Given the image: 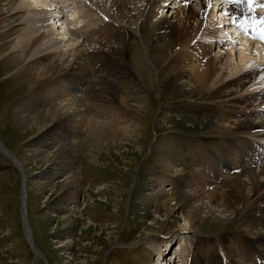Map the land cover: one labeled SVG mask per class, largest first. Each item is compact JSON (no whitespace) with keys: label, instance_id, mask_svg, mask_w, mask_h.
Segmentation results:
<instances>
[{"label":"rangeland","instance_id":"374dc122","mask_svg":"<svg viewBox=\"0 0 264 264\" xmlns=\"http://www.w3.org/2000/svg\"><path fill=\"white\" fill-rule=\"evenodd\" d=\"M75 1L74 5L78 7L81 0L78 3ZM172 1H164L160 13L156 4L154 12L160 17L169 16L175 10V7L170 8L171 11L169 9ZM185 1L179 0L178 3L182 4L178 5L183 7ZM80 4L79 9L83 6ZM196 7L195 4L194 8ZM257 10V15H260V10ZM142 11V15L129 14L118 21L116 29L119 31L113 32L118 31L108 46L106 45L108 48L105 47L106 52L111 54L109 58L98 57L99 61H96L97 58L89 56L81 62L80 69L73 72L70 70L69 75L67 74V77L77 79L74 81L76 85L74 88L79 89L83 85L82 97L84 96L83 103L86 104L84 114L88 117L94 116L95 120L99 121L101 116L106 118L111 115L110 113L116 114L117 108H110V103L114 102L105 101L108 108L100 103L104 100L99 95L91 93L93 83L104 80L112 82L114 86L118 84L123 86L126 81L128 88H125L139 91L135 94L136 102L134 103V100L131 102L133 106L131 117L135 121V127L129 132L134 133L136 138L134 140L129 137L123 142H117L108 151L99 148L98 144L94 143L93 146L88 135L85 136L84 132L78 129L75 135L79 146L76 148L75 156L69 155L62 162L66 164L69 162L68 167L56 165L53 151L60 148V145H57L56 139L50 141L47 138L48 129L55 124L49 125L48 128L41 125L38 129H29V126L21 125L22 117L29 118L39 113L37 105L39 94H35L36 86L30 84L28 76L20 67V62L11 60V53L5 54L4 57L0 50V138L3 145L22 161L27 175L28 224L34 246L43 255L41 258L34 254L23 235L19 209L23 181L21 173L11 159L0 152V264H45L44 260L46 264H158L159 258L166 259L170 255L173 257L174 253L176 257L171 264H187L192 254L198 251H203L205 256L196 261V264H244L240 251H244L245 255L250 248L256 252L264 249L263 245L255 248L245 235L241 234L242 237L237 233V230L246 229L243 226L244 217L233 219L224 225L202 220L189 227L186 223V211L189 207H178L173 201H168L174 207L173 211L167 214L161 208L163 201L159 200L160 192L181 194L184 191L195 195L201 194L202 189L200 190L198 184L184 173L188 170L189 173L197 172L198 167L195 164L197 151L202 147L211 148L218 145L221 137L211 129L212 126H206V123L209 125L213 123L217 110L214 88L211 89L214 83H209V87L210 84L212 86L209 90L193 93L174 87L161 90L158 84L150 89L146 86L148 83L144 59L146 55L166 58L176 51L178 53L179 49H175L176 51L172 49L173 43L168 37L162 41L160 31L154 30L156 25L153 22L148 23L146 12ZM94 14L99 18L95 24L107 19L99 14V11ZM85 22L88 24L87 20ZM204 25L211 28L209 22ZM70 26L72 28L69 30H72L73 25ZM219 35L218 32L217 36ZM212 36L204 32L197 33L192 41H189V45L196 40L208 42ZM218 39L221 40L219 46L224 45V51L220 49V52H216L214 47H217V44L214 46L215 42L211 41L208 44L209 48L196 46L198 52L205 53L210 50L208 55L213 57L215 54L229 53L227 49L230 47L232 52L229 55L233 57L230 63L240 68L246 64L234 74L235 77L232 75L234 65L230 73L226 68L223 69L225 72L221 70L226 74L222 77L224 81L236 78L243 71L258 64L259 60L257 62L256 59L255 62L257 53L254 51L253 55L250 50L257 48V45L249 49L245 39L243 42L242 39L236 38L237 41H234L236 48H232L234 46L225 42L223 37L219 36ZM112 46L115 52L111 50ZM261 52V56L264 57V50ZM166 61L159 71L161 75L169 73ZM75 66L76 64L72 65V69ZM260 77H256V80H261ZM86 84L88 87L91 86L89 90ZM263 88L262 81L260 86L252 85L241 91L248 95ZM138 98H142L143 101H139ZM99 103L101 107L97 105ZM178 118H195L194 120L200 122L183 126L177 121ZM204 120L206 123L202 124ZM23 124H27V120ZM107 129L114 132V129L118 128L110 124ZM250 137L252 136H247L246 139L250 140ZM179 168L182 175L174 177L179 182L172 186L169 179L173 177L174 170ZM73 171H77L80 178L81 191L79 190V193L76 191L75 198L70 200L68 198L66 205H57L67 190L61 181L66 175L70 173L73 175ZM166 174L169 177L163 178L167 176ZM210 188L203 189L205 193L201 195L202 198H198L194 203L206 201ZM157 190L159 193L156 198ZM73 204L77 205V209L69 211ZM66 217H71L73 221L67 222ZM89 225L95 226L96 230L87 228ZM186 228L189 230L185 231ZM256 228L255 226L254 229ZM98 232L101 234L98 235ZM181 235H184V238ZM179 246L181 248L177 251ZM250 254L253 256L254 253Z\"/></svg>","mask_w":264,"mask_h":264},{"label":"bare ground","instance_id":"6f19581e","mask_svg":"<svg viewBox=\"0 0 264 264\" xmlns=\"http://www.w3.org/2000/svg\"><path fill=\"white\" fill-rule=\"evenodd\" d=\"M59 1L0 0L1 54L5 57V54L11 53L10 59L20 62V67L28 76L30 84L36 86L35 94H39V97H37L39 113L29 118L25 115L26 117L21 118V125L29 126V129H38L41 125H45L48 128L49 125L55 124L51 129H48L47 138L50 141L56 139L57 145H60V148L53 151L58 167H68L69 162L68 164L62 162L69 155L71 157L75 156L76 148L79 146L75 135L78 129L84 132L85 136L88 135L93 146L98 144L99 148L107 149L108 151L117 142H123L129 137L135 140L134 133L129 134L135 127V121L131 117L133 109L131 102L133 100L134 103L136 102L135 94L139 91L127 89L126 81L124 84L120 82L123 86H119V84L114 86L112 82H105L104 80L93 83L91 93L99 95L104 100V103L105 101L106 103L114 102V104L110 103L111 105L109 106L110 108L113 107V109L117 108L116 114L110 113L111 115L106 118L101 116L99 121L97 118L95 120L94 116L88 117V115L84 114L86 104L83 103L84 96L82 97L81 89L83 85L79 89L78 87L77 89L74 88V81H77V79L73 80L67 76L70 70L73 72V70L80 69L81 62L85 61L89 56L97 58L96 61L98 57L109 58L111 54L109 55L110 52H106L105 47L108 46L119 31L116 29L119 24L118 21H120L121 17H126L129 14L137 16L144 10L148 23L153 22L156 25L154 30L160 31L159 35L162 41L168 37V40L173 43V45L171 44L172 49H179L178 53L175 50V54H169L166 58L146 55L144 58L148 73L146 86L150 89L158 84L161 90H169L174 87L175 89H183L193 93L209 90L212 87L211 84L209 87V83H214L211 89L213 90L214 88V102L217 106L213 117V120H215L211 125L206 123L205 120L202 124L206 123V126H212L211 129L221 137L218 145L211 148L202 147V149L197 151L195 155V164L198 167L197 172H190V174L187 169L188 171L184 173L188 174L198 184L200 190L202 189L201 194L195 195L184 191L181 194H163V192L159 193L157 190L156 198L157 193H159V196H161L159 200L163 201L161 208L167 214L171 213L174 207L168 201H173L178 207H189L186 211V223L189 227L196 222L200 223L202 220L224 225L233 219L237 220V218L242 219L244 217L243 226L246 229L237 230V233L245 235V238L255 248L264 246V88L248 95L243 94L244 91H241L243 88H248L252 85L255 87L260 86L261 82H264V57L261 56V50H264V47L262 41L257 42V39L264 40L260 39L264 35V32L260 35L264 22L254 19L251 8V4H256L262 6L264 11V0H236L235 6H228L229 14L234 20L235 26L241 27L246 24L250 33H258L259 37L253 42L255 46L257 45V48L250 49L248 47L252 53L255 51L258 54V56L257 54L255 55V62L256 59L259 62L254 66L252 65L251 69L240 73L236 78L225 81L222 77L226 74L221 72V70L226 68L228 73H230L233 68L234 64L230 63L233 57L229 55L232 49L229 47L227 49L229 53L225 52L223 55L215 54L212 57L208 55L210 50L201 53L198 52L199 49L197 50L196 46L209 48L208 44L212 41L211 43L215 42L214 46L217 44V47H214L216 52H220V49L222 51L224 47L223 45L219 46L218 37L224 38V31L226 30L229 34L233 33L232 37L237 38L238 31L231 32L227 30L226 28L228 27H224L223 19L218 20L214 13H209L210 4L208 0H189L185 2L183 7H180L182 3L175 6L178 0H173V4L169 6V9L175 7V10L169 16L165 15L164 17H160L157 12H154V9L156 11L155 6L157 4V11L159 13L162 12L161 8H163L166 0H81L82 2H80L83 6H80V9L78 8L80 2L77 7L76 4L74 5V0H65V2L69 3H65L69 9L65 12L66 17H64L62 24H60L61 20H57L56 25L53 23L52 18L58 16L55 9L59 7ZM195 4L196 8H194ZM71 6L75 8H70ZM98 11L99 14L104 15L107 19L95 24L94 22L98 21L99 18L94 13L96 12L97 14ZM157 15L160 18H157ZM218 17L222 18V13ZM86 20L88 24L85 22ZM207 22L211 23V28L205 27L204 23ZM70 25H73L72 30H69V28H72ZM151 27L149 28L151 29ZM58 29L60 30L58 31ZM115 30H118L117 33H113ZM202 32L213 35L210 41L196 40L189 45L192 41L191 39L197 33ZM218 32L220 33L219 36H217ZM214 34L216 35L214 36ZM226 38L225 41L227 40ZM229 44L234 46L232 48H236V42L229 41ZM259 44L261 47L258 46ZM180 46H182L181 49ZM111 48L112 51L115 50L113 46ZM111 50L108 49V51ZM90 52H92L91 55H89ZM165 60H167L170 70L168 71L169 73L167 72L168 74L161 75L159 71ZM74 64L76 66L72 69ZM241 68L234 65L232 75L234 76V74L238 73ZM108 74L110 75V72ZM259 76H261V80H256V77L258 78ZM105 78L103 75V79ZM127 79L125 78V80ZM87 84L86 87H88ZM89 88L91 86L88 87V90ZM223 88L226 90H223ZM138 100L143 101L142 98H138ZM103 102L100 101L103 106L106 105ZM99 104L97 105L101 107V104ZM256 106L259 108H256ZM106 108H108L107 105ZM194 119L178 118L177 121L186 126L197 122ZM26 120L27 124H23ZM110 124L116 125L118 129L110 132L107 129ZM247 136L254 138L250 137V140H248L246 139ZM74 147L75 149H73ZM251 150L260 151L256 155H251ZM261 150L263 151L262 153ZM0 152L9 156L15 162V167L24 173L22 177L23 183L25 180L27 181L22 161L17 159L14 153L3 145L1 138ZM72 173L73 175L70 173L61 181L67 187V190L63 193V197L58 200L57 205H66V201L76 197V191L78 193L79 190L81 191L79 186L80 178L77 171ZM180 174L181 169H175L173 177L168 178L172 186L178 184L177 182L179 181L174 177ZM184 174L183 177H185ZM166 175L163 178L169 177L168 174ZM172 186L171 188H173ZM206 187H211V191L207 194L208 199L203 203H194L198 198H202L201 195L205 193L203 189ZM223 187L226 189L224 188V190ZM66 196L67 198L65 199ZM75 209H77L75 204L69 207V211H74ZM66 218L67 222L73 221L71 217ZM248 225L251 227L249 228ZM255 226L257 227L256 229H254ZM89 227L96 230L93 225L87 226V228ZM187 230L189 229L186 228L185 231ZM100 234L98 232V235ZM181 237L184 238V235H181ZM180 248L181 246L176 250L179 251L178 249ZM240 252L241 260H244V263L247 264H251L257 256L264 258L263 248L257 251L258 253L254 249L251 250L254 254L250 258H246L243 255L244 251ZM203 256H205L203 251L192 254L188 264H196V261L203 259ZM167 257L166 259L163 257V259L167 261L171 255ZM163 259L161 258L162 262L164 261Z\"/></svg>","mask_w":264,"mask_h":264},{"label":"water","instance_id":"95a60500","mask_svg":"<svg viewBox=\"0 0 264 264\" xmlns=\"http://www.w3.org/2000/svg\"><path fill=\"white\" fill-rule=\"evenodd\" d=\"M12 163L15 166V162L12 161ZM20 173L23 177L24 173L21 170H20ZM26 185H27L26 180L24 181V183L22 181V185H21V189H20V201H21V203H20V214H21L22 228H23L25 239L28 242L30 249L32 250V252L34 254L39 255L42 258L43 257L42 253L40 252V250H38L34 246L33 241L31 239L30 227L28 225L27 213H26V206H27ZM25 229H26V231H25ZM44 263L46 264L45 260H44Z\"/></svg>","mask_w":264,"mask_h":264},{"label":"snow or ice","instance_id":"6c2138e0","mask_svg":"<svg viewBox=\"0 0 264 264\" xmlns=\"http://www.w3.org/2000/svg\"><path fill=\"white\" fill-rule=\"evenodd\" d=\"M261 39H264V35L261 36Z\"/></svg>","mask_w":264,"mask_h":264}]
</instances>
